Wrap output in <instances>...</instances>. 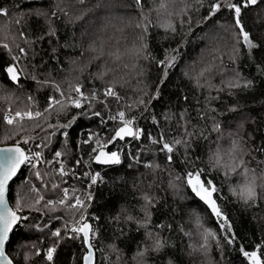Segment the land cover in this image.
<instances>
[{"label": "trees", "instance_id": "16d2710c", "mask_svg": "<svg viewBox=\"0 0 264 264\" xmlns=\"http://www.w3.org/2000/svg\"><path fill=\"white\" fill-rule=\"evenodd\" d=\"M185 2L192 3V0ZM58 6H63L67 15L58 12L57 16H51V12L58 11ZM182 6L180 0H176V4L171 7L179 11ZM0 7L10 12V16L0 17V27L8 23L11 34L16 35L21 44L23 39L19 37L20 32L31 41L30 45L23 44L29 49V58L25 61L28 69L19 85L7 78L4 69L11 62V54L0 48L1 146L11 145L24 136L35 137V143H39L47 136L40 128L33 129L32 122L25 121L27 131H20L13 139L3 141V137L11 134L14 127L19 128V124L10 126L4 121L3 116L9 109L28 105L33 110L43 111L48 106L49 97L55 95L60 98L59 93L42 81L53 80L65 88L67 80L78 76L86 95L96 91L100 99L104 100L103 89L111 73L104 79L98 78L97 74L107 68V57L101 55V48L107 51L117 44L130 46L140 31L135 24L144 15H149L154 25L157 20L156 13L152 11L153 0H143V8L137 6L135 0H84L83 4L79 0H0ZM195 7L193 4V10L189 12L191 25L180 23L181 18L186 20L188 17H172L177 26L175 34L155 26L149 29L147 44L151 54L163 59L166 51L171 53L173 49H179L176 65L168 70V78L160 85L159 98L152 100L146 110L131 113L137 117V127L144 130L141 138H125L108 146V151L120 152V164L101 165L90 160L89 153L94 144L84 141L90 134H94V139L96 136L108 139L117 126V122L109 120L108 116L123 110L122 105L131 102L139 89L147 87L150 94L155 92L162 72L151 60L139 62L142 76H134L130 78L129 86L118 88L125 96V100L120 103L107 98V103L93 102L91 108L87 105L83 109L69 108L59 116L53 113L48 123L55 124L57 120L67 123L73 116L76 117L71 127L58 131L48 129V123L42 120L44 129L56 131L54 136L43 139L47 146L41 148L45 153V161L52 163H45L43 168L38 167L42 180L35 178V170L23 166L10 182L9 204L14 207L16 193L27 191L23 185L25 179L41 188L45 200H57L62 196V188H69L70 195L73 188L77 190V195H85L88 177L84 173L100 172L103 182L98 181L94 187L91 206L86 213L89 217H100L98 221H89L97 230L93 239L96 264H137L134 257L138 250L143 249L147 232L160 233L168 246L158 254L149 252L145 257L146 264H168L169 260L173 264H248L239 251L240 245L252 250L264 238V200L255 206L244 204L230 191L239 183L240 177L233 174L225 176L221 171L210 170L207 163L217 142L227 147L232 140H236L242 158L250 167L264 166V0L242 12V22L259 47L249 53L246 46L237 45L239 51L235 63L229 59L231 46L235 43L232 33L236 31L232 13L222 10L211 19L204 20L208 14L207 8L196 11ZM15 19H20L21 23L16 25ZM51 29L55 30V35L49 36ZM3 42L6 41L0 34V43ZM7 42L11 46V41ZM212 48L218 49L214 54L222 56L223 60L215 61L209 84L197 87L195 81L185 73L195 74L194 70L198 71L202 63L211 59ZM29 73L36 75L37 79L32 80ZM237 74L241 85L244 81H251V85L227 88L226 81ZM222 86L223 90L218 91ZM9 96L11 100L4 99ZM29 96L33 97L32 101L27 99ZM231 108L236 110L231 111ZM96 111L101 116L92 114ZM182 113L188 120L189 130L203 132L208 139L193 138L187 153L183 145L177 146L173 161L169 164L166 154L160 152V146L152 144L148 136L158 137L163 132L169 143L173 142V137L183 136L181 125L185 121L180 120ZM203 113H207V117L200 119ZM153 117L157 123L153 122ZM213 117L220 124L219 132L212 130ZM64 131L68 132L67 138L61 134ZM56 151L63 153L60 160L69 170V174L63 178L52 169ZM186 159L189 160L187 164L184 163ZM77 160L81 161L79 165ZM192 161H195L194 165ZM147 164L159 167L150 169L146 167ZM194 167L203 168L205 173L202 179H211L219 189L220 199L217 202L229 216L238 237L236 245L225 244L222 253L215 242L210 241L207 256L200 253L188 255L187 246L199 238L197 216L204 228L220 234L219 224L204 202L182 179H176L194 170ZM170 181L176 185L175 188L169 186ZM52 183H59L61 188L51 190ZM43 184H48L49 188L44 189ZM149 184L153 185L151 189L148 188ZM146 191L158 200L151 210V222L147 228L140 226L144 219L142 195ZM35 208L39 210L25 208L21 213L29 219L11 234L6 245L9 256L15 259L16 264H48L42 256L34 253L37 249L46 250L57 241L53 264H81L85 248L79 239H69L70 232L59 240L51 235L56 229H61L63 234L65 224L69 227L75 222L72 214L59 204L55 205L54 211L45 208L44 201ZM128 215L134 219L128 221ZM117 217L118 220L115 219ZM161 224L171 225V229L156 227ZM181 228L192 232L191 240ZM32 244L37 247L32 248ZM112 245L119 249L118 262L111 250ZM22 252L32 253L28 261H24Z\"/></svg>", "mask_w": 264, "mask_h": 264}, {"label": "snow or ice", "instance_id": "6c2138e0", "mask_svg": "<svg viewBox=\"0 0 264 264\" xmlns=\"http://www.w3.org/2000/svg\"><path fill=\"white\" fill-rule=\"evenodd\" d=\"M260 2V0H192V3L185 2V0H180L183 5L179 7V11L172 8V5L176 4V0H153V9L156 13V23L153 24L152 19L149 15H144L143 18L135 24V27L139 29V33L135 36L134 40L129 45H115L110 47L107 51L101 48V55L107 57V68L104 72L98 73V78L104 79L109 76L106 86L103 89L104 100H101L96 91H92L89 94H85L82 91L83 85L79 82V77H74L73 79L67 80L66 87L62 88L60 83L53 80H45L42 83L47 84L52 87L56 93H59L57 98L55 95L49 97L48 106L40 110H33L32 108L25 105L23 108L9 109L8 113L3 116L4 121L7 125L15 126L19 124V128H13L11 134H7L3 137V141H8L14 138V135H18L20 131H27L25 127V121L32 122V128H40L42 131L47 133V136L42 138L40 143H35L36 138L31 136H24L20 139H16L13 144L0 148V264H16L14 258L10 257L6 245L10 241L11 234L15 231L18 226H22L24 221H27L29 217L27 215H21L25 208L28 210H39L35 206L39 205L41 201H44V207L50 208V210H55V205L59 204L65 208L69 213L72 214L74 223L69 228L66 223L64 226V233L62 234L61 229H56L51 233L52 237L59 239L64 238V234L71 233L68 236L69 239H79L82 246L85 248V253L82 258L83 264H96L95 250L93 245V239L96 235V229H94L93 224L90 220H99L100 217L86 215L88 208L91 206L90 201L93 199V194L91 192L85 195H77V190L75 188H62V196L57 200L48 199L45 200V196L41 194V188L37 187L30 180L25 179L23 185L26 186L27 191H20L16 193L15 205L10 206L9 204V192H10V181L18 175L23 166H28L30 170H35L33 175L37 180H42V173L38 170L41 163H52L51 161H43V154L41 151L33 152L31 148L24 147V145L35 144L36 148L46 147L47 145L43 143V139H47L48 136H54L56 131L48 132V129H67L71 127L74 123L76 117L73 116L71 120L67 123H48L51 114L59 116L61 113L66 112L69 108L83 109L87 105L88 108L94 106L93 102L107 103V98L120 103L125 100V96L121 94L118 88H123L129 86L130 78L134 76H142V68L140 66V61L151 60L154 61L156 67L162 72L159 84L157 85L155 92L150 94L147 87L139 89L138 93L135 95L131 102H127L122 105L123 110H118L114 115L110 114L108 116L109 120L116 121L117 126L113 130V134L106 140L101 139L96 136L94 139V134H90L88 139L84 143H93L94 146L91 147L89 156L90 160L101 165H117L121 163V157L119 151H108L109 145H114L117 141H123L125 138H131L134 140H139L144 133L143 129L136 127L137 117L131 115L134 111L146 110L148 105L152 100L159 98L160 85L168 78V70L175 67L177 60V53L179 49H173L171 53L165 52L163 59H157L153 56L148 48L147 35L149 29L153 26L163 29L165 32H171L175 34L177 32V26L172 17H188L186 20L181 18V25L187 23L191 25V16L189 12L193 10L199 11V8L206 7L208 10L207 16L204 20L211 19L218 12L222 10H227L232 13L234 19V28L236 31L232 33L235 43L231 46V55L229 59L235 63L237 59V53L239 49L237 45L242 44L246 46L249 53L252 49L258 48L259 44L255 42L249 31L246 30L245 25L242 22V12L244 9L250 6H255ZM79 3L83 4L84 0H79ZM135 4L143 8V0H135ZM58 12H64L67 15V11L63 6H58V11H53L50 13L51 16H57ZM47 15V14H46ZM10 12L8 9L0 7V17H8ZM14 23L19 25L21 23L20 19H15ZM0 34H2V39L6 42L0 43V48L8 50L11 54V62L4 69L7 74V78L14 84L19 85L22 75L27 71L28 65L25 61L29 58V49L23 46V44L30 45L29 41L23 32L19 33L20 39H23V44L20 43L17 36L11 34V30L8 23L3 24L0 27ZM48 35H55V30L51 29ZM43 38V37H41ZM213 40L215 37L212 38ZM11 41L10 43L7 41ZM95 51V49H93ZM218 51L216 48L210 49L212 54L211 59L202 63L199 70L195 71V74L185 73L190 79L195 81L197 87H204L205 84H209V77L212 74L213 68L215 67V61L219 59L221 62L223 60L222 56H216L214 53ZM99 58V57H97ZM82 71V70H81ZM32 80H36L37 77L34 74L29 73ZM203 81V83H202ZM139 82V81H138ZM251 81H244L241 85L239 81L238 74L228 81H226V87L229 89L243 87H249ZM223 86L218 89L222 91ZM4 99L11 100L12 97H4ZM29 101L33 100V97H27ZM185 99H187L185 97ZM231 111H235V108H231ZM83 114V113H82ZM95 116H101L99 111L92 113ZM207 113L200 114V119H205ZM168 117H165L167 119ZM48 123V129H44L41 121ZM180 120L185 121L181 125L183 129V136L180 138L173 137V142L169 143L165 138L163 132L160 133L158 137H153L149 134L148 138L154 145H159V151L166 154V159L169 164L173 161V155L176 152L177 146L183 145L187 153L190 148V142L193 138H203L208 139L203 132L197 133L194 129L189 130L184 114L180 115ZM214 125L213 131H220V124L215 122L213 117ZM103 122V121H102ZM153 122L157 123L155 117H153ZM65 138L68 136V132L64 131L61 133ZM219 140V137L217 138ZM63 153L56 151L54 154V159L59 167L57 169V174L63 178L69 174V170H66L65 165L61 162L60 158ZM133 159H138V157H133ZM197 160L199 157L196 158ZM76 163L79 165L80 160ZM184 163H189V160H185ZM193 165L195 161H192ZM207 163L210 165V170L221 171L225 176L233 174L240 177L239 183L230 189L232 195L242 201L244 204L249 206L258 205L259 201L264 200V166L258 165L253 168L248 165V163L241 156V149L236 140H232L227 147H224L220 143H216L215 147L211 150V154L208 156ZM146 167L153 168L159 167L158 165L147 164ZM205 170L203 168H196L194 170L188 171L183 177L177 176V180H183L184 183L191 191L199 197L201 201L207 206L211 214L216 218L220 234L213 232L212 230L203 227L200 217H196V224L199 229L198 240L190 243L187 247L189 249L188 255L194 256L196 253H200L207 256L210 241H214L217 248L223 252L224 245L235 246L238 242V237L233 231L232 223L229 216L225 213L221 205L217 202L220 199L218 195L219 189L216 187L215 183L211 179H202ZM84 175L89 178L90 183L88 185L91 188L93 185L102 181L100 174L97 172L91 174L85 172ZM152 184L148 185V188H152ZM169 186L175 188L176 185L171 181ZM44 189H48V184H43ZM51 190L55 191L60 189L59 183H52L50 185ZM142 207L141 210L144 213V219L140 222L141 227L147 228L148 224L151 222V210L155 208L158 200L155 196L151 195L150 192H144L142 195ZM119 219V217L115 218ZM128 221L134 219L133 216L128 215L126 217ZM159 229H164L167 227L171 229V225H157ZM181 231L185 236L192 239V232ZM223 240V243H221ZM168 246L166 239L162 237L160 233L147 232V241L143 249L138 250L134 259L137 260V264H146L145 257L149 252L160 253ZM23 247L27 248V245ZM32 248H36L35 244L31 245ZM112 252L116 256V261L120 260L119 249L115 245L110 246ZM57 250V241H54L52 246L48 247L46 250L37 249L34 253L36 256H42L48 264H53L54 255ZM240 253L244 258H246L248 264H264V238L261 239L259 244H256L252 250H247L243 244L239 248ZM24 261H28L32 253L22 252ZM168 264H173L172 260L168 261Z\"/></svg>", "mask_w": 264, "mask_h": 264}, {"label": "built area", "instance_id": "2783aa9c", "mask_svg": "<svg viewBox=\"0 0 264 264\" xmlns=\"http://www.w3.org/2000/svg\"><path fill=\"white\" fill-rule=\"evenodd\" d=\"M136 127H137V125H136ZM137 128H138V127H137ZM39 143H40V141H39ZM24 147L31 148L33 152H35V151H41L42 154H43V161H45V159H46V158H45V153H44V150L41 149L42 147L38 149V148H35V146H33V144L24 145ZM53 162H54V163H53V167H52V169H53L54 172H57V169H58V167H59V164L56 163L55 159H54ZM39 166L43 168V167L45 166V163H41ZM66 170H68V169H66ZM88 173L95 174V173H97V172L92 173V172L88 171ZM98 173L100 174V172H98ZM100 175H101V174H100ZM98 181H99V180H98ZM89 183H90V180H89V178H88V179H87V182L85 183V185H86L85 192H86V193L91 192V193L93 194L94 187H95L97 184H96V185H93L91 188H89V187H88ZM71 226H72V224H70L69 228H70Z\"/></svg>", "mask_w": 264, "mask_h": 264}, {"label": "water", "instance_id": "95a60500", "mask_svg": "<svg viewBox=\"0 0 264 264\" xmlns=\"http://www.w3.org/2000/svg\"><path fill=\"white\" fill-rule=\"evenodd\" d=\"M5 73H6V72H5ZM6 75H7V74H6ZM13 84H14V83H13ZM6 146H10V145H3V146L0 145V148L6 147ZM14 178H15V177H14ZM14 178H13V179H14ZM10 182H11V181H10ZM84 253H85V252H84ZM84 253H83V255H84ZM83 255H82V257H81V264H83V262H82Z\"/></svg>", "mask_w": 264, "mask_h": 264}]
</instances>
